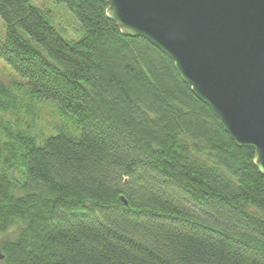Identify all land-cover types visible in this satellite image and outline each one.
Segmentation results:
<instances>
[{
	"label": "trees",
	"instance_id": "obj_1",
	"mask_svg": "<svg viewBox=\"0 0 264 264\" xmlns=\"http://www.w3.org/2000/svg\"><path fill=\"white\" fill-rule=\"evenodd\" d=\"M58 1L80 40L32 0H0V58L32 101L81 128L38 145L0 121V264H264L254 150L234 143L171 58L122 34L107 0ZM19 103L0 83V112Z\"/></svg>",
	"mask_w": 264,
	"mask_h": 264
},
{
	"label": "water",
	"instance_id": "obj_2",
	"mask_svg": "<svg viewBox=\"0 0 264 264\" xmlns=\"http://www.w3.org/2000/svg\"><path fill=\"white\" fill-rule=\"evenodd\" d=\"M107 2L122 34L171 58L234 143L254 150L264 174V0Z\"/></svg>",
	"mask_w": 264,
	"mask_h": 264
},
{
	"label": "rangeland",
	"instance_id": "obj_3",
	"mask_svg": "<svg viewBox=\"0 0 264 264\" xmlns=\"http://www.w3.org/2000/svg\"><path fill=\"white\" fill-rule=\"evenodd\" d=\"M32 2L47 12L53 25L66 41L73 43L82 38L84 34L82 25L66 3L58 0H32ZM5 38L6 26L0 17V41H4ZM0 83L20 101L17 113L0 112V121H10L17 128L28 131L37 138L38 145H42L47 137L59 133L72 137L80 135L81 128L76 120L70 114H63L56 103L32 101L28 96V79L20 76L2 58H0ZM0 139L6 140L1 133ZM14 174L17 177L22 176L18 171H14Z\"/></svg>",
	"mask_w": 264,
	"mask_h": 264
}]
</instances>
